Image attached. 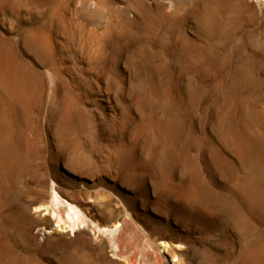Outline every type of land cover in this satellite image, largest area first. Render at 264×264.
Returning <instances> with one entry per match:
<instances>
[{"label":"rangeland","instance_id":"374dc122","mask_svg":"<svg viewBox=\"0 0 264 264\" xmlns=\"http://www.w3.org/2000/svg\"><path fill=\"white\" fill-rule=\"evenodd\" d=\"M0 80V264H264V0H0Z\"/></svg>","mask_w":264,"mask_h":264},{"label":"bare ground","instance_id":"6f19581e","mask_svg":"<svg viewBox=\"0 0 264 264\" xmlns=\"http://www.w3.org/2000/svg\"><path fill=\"white\" fill-rule=\"evenodd\" d=\"M41 41L42 42H40V43L43 44V40H41ZM48 42H49V40H48ZM0 88L6 89L7 94H9V96L11 97V100H15V101L18 100V98H19V92H18L19 88H18L17 83L14 86H12V88H10V87L5 86V84L3 83V80H0ZM3 136H4L3 132H0V142H2L1 140L3 139ZM1 157H2V154L0 153V161H1ZM82 205H83V203H78V204L77 203H73V202L72 203H68L55 190L54 186H52L51 192H50V196H49L48 205L44 206L43 204H38L37 203L36 204V206H37L36 209L38 207L41 208V206H44V210L50 212V214H52L54 216V218L56 219V223H57L59 228L63 229V228H67V226H69L72 229V231H73L74 228H76L79 225H83L86 222L85 221L86 218H85L84 210H82L81 207H80ZM60 208H62V211H63L62 214L59 211ZM85 213H86V211H85ZM42 217L39 218V221L43 223V221L47 220V218H44V217L42 218ZM121 225L122 224L119 221H115V222H113V223H111L110 225H107V226H104V225L100 226L98 224H96L95 226H93V225L92 226L96 230V232H94V234L95 233H101L103 235H108L109 238H111L113 240V238L116 236V234L120 230ZM48 227H50V226H48ZM42 229L40 227V230H42ZM41 232H43V231H41ZM155 246H156L157 252H158V254L160 256L162 264H182L183 259L181 257V253H179V251H178V249L181 248L182 245L178 244V245L173 246V245L169 244V242L161 240V241L156 242ZM117 247L118 246H116L115 242L112 241L111 249L113 251V253H112L113 256H117L116 255ZM126 258H127L126 256L123 257V258H120L122 260L121 262H117V261L111 260V259H110V261L112 262V264H129V262L127 261Z\"/></svg>","mask_w":264,"mask_h":264}]
</instances>
